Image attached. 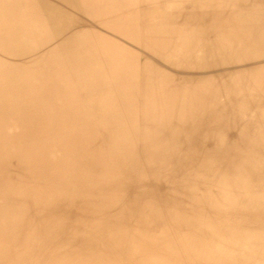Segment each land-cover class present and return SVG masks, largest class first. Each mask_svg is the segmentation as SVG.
Returning <instances> with one entry per match:
<instances>
[{
    "label": "rangeland",
    "instance_id": "rangeland-1",
    "mask_svg": "<svg viewBox=\"0 0 264 264\" xmlns=\"http://www.w3.org/2000/svg\"><path fill=\"white\" fill-rule=\"evenodd\" d=\"M263 31L264 0H0V264H191L229 232L247 248Z\"/></svg>",
    "mask_w": 264,
    "mask_h": 264
},
{
    "label": "bare ground",
    "instance_id": "bare-ground-1",
    "mask_svg": "<svg viewBox=\"0 0 264 264\" xmlns=\"http://www.w3.org/2000/svg\"><path fill=\"white\" fill-rule=\"evenodd\" d=\"M253 3V2H252ZM251 3V4H252ZM260 6H262V5H260ZM244 7V6H243ZM262 8V7H261ZM242 10H243V8H241ZM246 13V12H245ZM19 16V15H18ZM8 19H9V15L8 14H5V15H3L2 17H1V21L2 22H7L8 21ZM185 22V21H184ZM15 23H17V24H19V25H30V22H29V20H28V18L25 16V15H20V17H18L17 19H16V21H15ZM187 24V23H186ZM185 24V25H186ZM258 24V23H257ZM188 25H190V24H188ZM193 25H194V23H193ZM17 26V25H16ZM258 28H259V26H258ZM160 29V28H159ZM264 32V31H263ZM175 34V33H174ZM218 34V33H217ZM142 37V39L143 40H146V39H151V40H149V41H152L153 40V38H152V34L151 35H149V34H144L143 33V35L141 36ZM242 40V39H241ZM245 41V40H244ZM252 41H253V39H252ZM246 42H247V40H246ZM245 42V43H246ZM239 43V42H238ZM242 43H243V41H242ZM241 43V44H242ZM241 44H240V46H241ZM248 45V44H247ZM243 46V45H242ZM244 47V46H243ZM61 48V47H60ZM159 48H161L162 50H163V48H164V46L163 45H159ZM239 48V47H238ZM236 50H238L237 48H235ZM233 53V52H232ZM227 56V55H226ZM226 56H225V58H226ZM113 152V151H112ZM98 159V158H97ZM101 159V158H100ZM176 159V158H175ZM212 161H215V160H213L212 159ZM219 161H221V160H219ZM86 164V163H85ZM95 165H97V164H95ZM114 167V166H113ZM108 168V167H107ZM115 168V167H114ZM113 168V169H114ZM112 172V171H111ZM255 187V186H254ZM112 190V189H111ZM107 190H104V191H102V193H104V192H106ZM214 195L215 194H213V197H214ZM217 195V194H216ZM222 195V194H221ZM262 197V196H261ZM260 198V197H259ZM204 199V198H203ZM206 199V198H205ZM212 199V198H211ZM215 199H216V197H215ZM214 198L212 199L213 200V204H214V206H215V200ZM217 199H219V198H217ZM221 199H219V201H220ZM242 201V200H241ZM208 203H210V202H208ZM242 203H244V202H242ZM241 203V204H242ZM212 204V205H213ZM220 204V203H219ZM223 204V203H222ZM221 204V205H222ZM241 204H239V205H241ZM251 204V203H250ZM249 204V205H250ZM211 205V206H212ZM208 206V205H207ZM239 207H242V206H239ZM246 207V206H245ZM213 208V207H212ZM215 208V207H214ZM216 209V208H215ZM218 209L219 208H217V212H218ZM221 209V208H220ZM214 210V209H213ZM245 210V209H244ZM220 211V210H219ZM209 213H210V210H209ZM213 213H215V212H213ZM216 214V213H215ZM209 215V214H208ZM250 215H251V213H250ZM261 215H263V213L261 214ZM261 215H259L260 217H261ZM264 216V215H263ZM262 216V217H263ZM250 217V219H251V217L252 216H249ZM247 217L245 216V219H246ZM257 219V218H256ZM216 221V220H215ZM219 221V220H218ZM217 221V222H218ZM238 226V225H237ZM247 226H249V225H247ZM234 227V226H233ZM250 227V226H249ZM248 227V228H249ZM232 228V227H231ZM235 228V227H234ZM233 228V229H234ZM244 228V227H243ZM242 227H241V229H243ZM254 230L248 235L249 237L248 238H250V240H251V242L249 243V245L247 246V248H239L238 246H237V244H234L232 241H233V233H231V232H229V234H226L225 235V239L223 240V243H224V249H219V250H217V248L215 249H210V248H207L209 251H207L206 249H204L203 247L202 248H199V250H198V253H199V255H198V258L195 260V262L194 263H191V264H234V261L233 260H238V263H240V264H258V261L261 263V262H264V250H260L259 248L260 247H264V245L263 246H261L263 243H264V224H263V222L262 221H260V222H258V223H256L255 225H254ZM259 228H261V230H257V229H259ZM232 230V229H231ZM246 230V229H245ZM249 230H250V228H249ZM87 231V230H86ZM137 231V230H136ZM135 231V232H136ZM146 231V230H145ZM215 231V230H214ZM261 231V232H260ZM88 233H90L91 235H92V230L91 229H88V231H87ZM238 233H239V231H237ZM217 234V233H216ZM235 234H237V233H235ZM242 234V233H241ZM91 235L88 237L89 239H87V241H90L91 240ZM213 235V234H212ZM239 235V237H240V234H238ZM243 235V234H242ZM241 235V236H242ZM245 235V234H244ZM247 235L245 236V237H247ZM215 236V235H214ZM214 236H212L211 238H213ZM236 237H237V235H236ZM239 237H237V238H239ZM241 238V237H240ZM244 238V237H243ZM242 239V238H241ZM254 239H255V242H253L254 241ZM236 240V239H235ZM242 241V240H241ZM240 241V242H241ZM136 242V241H135ZM243 242V241H242ZM211 243V242H210ZM110 244V243H109ZM113 244V243H112ZM111 244V245H112ZM72 244L70 243V244H66V245H63V246H71ZM108 246V245H107ZM208 246V245H207ZM86 247V245L84 246V248ZM223 247V246H222ZM243 247H245V245L243 246ZM83 248V247H82ZM84 248H83V251H81L79 254H81V256L82 257H85L86 256V253H85V251H84ZM101 248V246L98 248V249H100ZM113 248V247H112ZM64 249H62V250H60L59 252H61V251H63ZM214 250H216V251H214ZM212 251H214V252H212ZM69 251H67V249H65V251L63 252V253H59V254H61V256H59L58 258H57V264H60L61 262H60V260H63V259H65L64 257H68V258H74V253L73 254H71V255H69V254H67ZM78 254V257L77 258H79V255ZM106 254V253H105ZM77 255V254H76ZM235 255H238L236 258L235 257H233V256H235ZM67 259V258H66ZM100 259H98V261H99ZM103 263V262H102ZM89 264H99L98 262H93L92 260H90L89 261ZM104 264H106V263H104ZM107 264H121L120 262L119 263H116V262H107Z\"/></svg>",
    "mask_w": 264,
    "mask_h": 264
}]
</instances>
